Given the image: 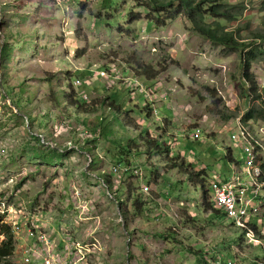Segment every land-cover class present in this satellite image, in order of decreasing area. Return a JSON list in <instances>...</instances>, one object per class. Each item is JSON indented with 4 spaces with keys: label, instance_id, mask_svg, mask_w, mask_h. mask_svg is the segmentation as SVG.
I'll list each match as a JSON object with an SVG mask.
<instances>
[{
    "label": "rangeland",
    "instance_id": "374dc122",
    "mask_svg": "<svg viewBox=\"0 0 264 264\" xmlns=\"http://www.w3.org/2000/svg\"><path fill=\"white\" fill-rule=\"evenodd\" d=\"M224 1L247 12L219 24L254 46L264 0ZM179 5L0 0V226L6 210L12 222L37 216L56 243L79 242L85 264H264V213L248 218L251 243L190 180L249 181L232 136L264 108V54L252 69L259 101L241 48L197 35ZM254 47L264 53V41ZM147 139L167 147L148 150ZM4 262L20 264L14 254Z\"/></svg>",
    "mask_w": 264,
    "mask_h": 264
},
{
    "label": "built area",
    "instance_id": "2783aa9c",
    "mask_svg": "<svg viewBox=\"0 0 264 264\" xmlns=\"http://www.w3.org/2000/svg\"><path fill=\"white\" fill-rule=\"evenodd\" d=\"M101 76H106L104 71ZM155 115H156V111ZM254 121V120H253ZM249 121L238 126V132L233 133L232 140L240 144L247 155L248 169L244 175L249 178L245 182L242 177L235 175L224 179L218 176L210 185L212 198L216 207L226 213L234 226L246 230L249 242H255L254 226L248 218L260 216L264 213V125H252ZM245 123V122H244ZM201 130L195 134L196 140L201 138ZM127 174L129 166L118 165L114 169ZM137 173V170L133 171ZM148 188H145L147 191ZM262 203H258V201ZM21 212H18V215ZM4 218L11 217L8 225L11 228L14 241L13 254L19 258L20 264H85L86 253L79 242L69 236H64L56 243L50 236L42 232L44 227L36 224L35 217L28 223L15 219L8 210L3 213ZM17 213L15 214V216ZM48 224V223H47ZM26 225L27 233L23 234ZM255 232V231H254Z\"/></svg>",
    "mask_w": 264,
    "mask_h": 264
},
{
    "label": "trees",
    "instance_id": "16d2710c",
    "mask_svg": "<svg viewBox=\"0 0 264 264\" xmlns=\"http://www.w3.org/2000/svg\"><path fill=\"white\" fill-rule=\"evenodd\" d=\"M150 3L156 9L174 8L175 4L179 3V8L183 9L184 14L186 15V18L192 27V30L197 35L214 45H220L225 48L235 50L241 48V52H243L245 79H247L248 84L251 85L250 91L252 96L255 100L261 101L263 99L262 95L259 93L258 82L252 73V69L254 64L259 61L260 55L264 54L259 53L256 49L257 47H254L258 42L264 41V36H258L255 40L256 44L254 46L246 45L245 43L240 42L242 40L239 41L234 33L227 32L226 29H224V26L219 24V21L235 23L241 20L247 12V8L244 4L229 5L226 4L224 0H169L168 2H163L161 0H150ZM262 8L264 10V3L262 4ZM208 19H212L214 22L208 24ZM149 70L150 69L146 68L144 74L142 75L148 79H152V76L148 75ZM147 113L150 114L152 111L147 109ZM253 120L257 122L264 121V108L260 111L252 108L248 113L245 114L243 119L245 123ZM144 145L148 150L152 149L157 152H163V148L166 149L167 147L166 145L162 146L160 142L155 139L145 140ZM128 148L129 151H132L136 148V145L128 144ZM229 156L231 162H234L235 160L232 156V153H230ZM174 167L177 168L179 166ZM205 177V172H202L198 175H190V180L201 187L204 200L205 202L207 201L208 205H210V195H212L210 190L211 183L209 184ZM207 185H209V187H207ZM1 220L2 219H0V221ZM254 229H256V227ZM10 230V227L5 224L0 226V235H4L5 237L3 241H0V264H8V262H4V260L12 256L14 252V241ZM243 231L247 233L246 230Z\"/></svg>",
    "mask_w": 264,
    "mask_h": 264
}]
</instances>
